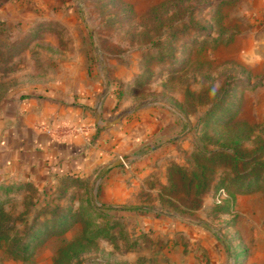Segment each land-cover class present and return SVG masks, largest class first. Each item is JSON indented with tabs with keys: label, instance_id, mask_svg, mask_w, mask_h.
Listing matches in <instances>:
<instances>
[{
	"label": "rangeland",
	"instance_id": "obj_1",
	"mask_svg": "<svg viewBox=\"0 0 264 264\" xmlns=\"http://www.w3.org/2000/svg\"><path fill=\"white\" fill-rule=\"evenodd\" d=\"M251 11L0 0V119L51 94L105 128L145 108L170 121L168 137L87 176L1 174L0 264H264V34Z\"/></svg>",
	"mask_w": 264,
	"mask_h": 264
},
{
	"label": "crops",
	"instance_id": "obj_2",
	"mask_svg": "<svg viewBox=\"0 0 264 264\" xmlns=\"http://www.w3.org/2000/svg\"><path fill=\"white\" fill-rule=\"evenodd\" d=\"M248 3L258 27L255 34L262 35L264 0H248ZM256 40L262 42L258 37ZM38 97L12 102L10 110L6 107L2 111L0 175L20 170L38 182L87 176L90 171L109 168L118 154L135 152L160 135L168 137L169 119H157L153 108L138 111L130 123L122 121L117 127L105 128L102 119L91 115L89 105L76 104L72 108L69 104L61 105L51 94L49 102ZM133 123L135 131L129 129Z\"/></svg>",
	"mask_w": 264,
	"mask_h": 264
}]
</instances>
